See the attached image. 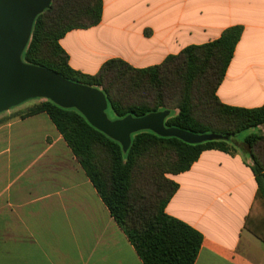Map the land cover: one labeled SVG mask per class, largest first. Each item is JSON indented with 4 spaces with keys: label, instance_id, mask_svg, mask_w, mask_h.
<instances>
[{
    "label": "crops",
    "instance_id": "obj_1",
    "mask_svg": "<svg viewBox=\"0 0 264 264\" xmlns=\"http://www.w3.org/2000/svg\"><path fill=\"white\" fill-rule=\"evenodd\" d=\"M244 30L217 89L221 102L264 104V0H103L101 21L67 32L69 64L87 74L119 57L149 67L191 44ZM0 112V264H144L46 113ZM205 150L166 212L203 234L195 264H264V242L245 227L264 211L246 148Z\"/></svg>",
    "mask_w": 264,
    "mask_h": 264
},
{
    "label": "trees",
    "instance_id": "obj_2",
    "mask_svg": "<svg viewBox=\"0 0 264 264\" xmlns=\"http://www.w3.org/2000/svg\"><path fill=\"white\" fill-rule=\"evenodd\" d=\"M102 13L103 0H52L34 21L23 60L100 88L115 118L169 109L166 126L222 137L188 143L143 130L132 135L125 152L118 141L94 127L76 108L45 99L29 107L22 117L39 113L50 117L144 264H195L203 234L166 212L179 186L169 174L190 169L205 150L235 153L233 139L237 134L264 126V104L232 106L217 96L244 26H229L217 39L188 45L156 65L137 68L114 57L97 73L87 74L70 66L59 40L70 30L97 25ZM138 90L145 96L131 98ZM243 146L252 158L264 205V152L262 158L256 151L264 149V132L248 134ZM245 227L264 242V211L256 203Z\"/></svg>",
    "mask_w": 264,
    "mask_h": 264
},
{
    "label": "water",
    "instance_id": "obj_3",
    "mask_svg": "<svg viewBox=\"0 0 264 264\" xmlns=\"http://www.w3.org/2000/svg\"><path fill=\"white\" fill-rule=\"evenodd\" d=\"M51 3L52 0H0V112L31 98L51 100L62 107L79 110L94 127L118 141L125 152L131 145L132 135L143 130L164 137L174 136L188 143L222 137L166 126L169 109L141 117L128 115L111 119L106 95L100 88L25 62L22 54L30 40L34 21Z\"/></svg>",
    "mask_w": 264,
    "mask_h": 264
},
{
    "label": "rangeland",
    "instance_id": "obj_4",
    "mask_svg": "<svg viewBox=\"0 0 264 264\" xmlns=\"http://www.w3.org/2000/svg\"><path fill=\"white\" fill-rule=\"evenodd\" d=\"M141 96H145V95H144V93H142L141 91L138 90L137 93L135 92V93L132 94L131 98H140ZM150 96H152V95H150ZM142 99H144V97H142ZM43 100H45V99H43V98H31V99H28V100H26V101H24V102H22V103H20L19 105H16V106L24 108L25 111H26L29 107H31V106H33L35 104H38V103L42 102ZM172 112L176 113L177 109H173ZM107 113H108V115H109V117L111 119H116L115 118L116 117L115 114L113 113V111L110 108L107 110ZM252 132H264V126L252 127V128H249V129L237 134L235 136V138L233 139V143L237 146L236 147V151H242V149L239 146H242V148L244 147L243 145H244L245 136H247L248 134H250ZM263 150L264 149H260V150L256 149L257 153L262 158H263L262 155H263V152H264Z\"/></svg>",
    "mask_w": 264,
    "mask_h": 264
}]
</instances>
